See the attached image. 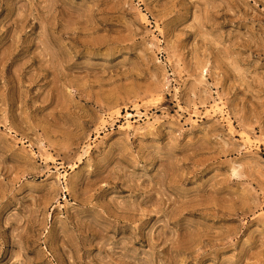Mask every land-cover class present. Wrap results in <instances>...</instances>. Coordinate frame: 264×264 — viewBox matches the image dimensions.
Segmentation results:
<instances>
[{"label":"rangeland","instance_id":"1","mask_svg":"<svg viewBox=\"0 0 264 264\" xmlns=\"http://www.w3.org/2000/svg\"><path fill=\"white\" fill-rule=\"evenodd\" d=\"M0 264H264V0H0Z\"/></svg>","mask_w":264,"mask_h":264}]
</instances>
